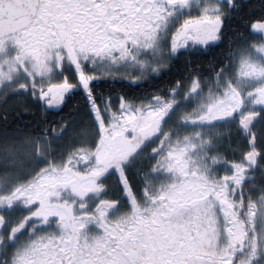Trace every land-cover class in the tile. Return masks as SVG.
Returning <instances> with one entry per match:
<instances>
[{
  "label": "snow or ice",
  "instance_id": "obj_1",
  "mask_svg": "<svg viewBox=\"0 0 264 264\" xmlns=\"http://www.w3.org/2000/svg\"><path fill=\"white\" fill-rule=\"evenodd\" d=\"M0 264H264V0H0Z\"/></svg>",
  "mask_w": 264,
  "mask_h": 264
},
{
  "label": "trees",
  "instance_id": "obj_2",
  "mask_svg": "<svg viewBox=\"0 0 264 264\" xmlns=\"http://www.w3.org/2000/svg\"><path fill=\"white\" fill-rule=\"evenodd\" d=\"M117 87H120L119 85ZM71 103V102H70ZM25 107V105H21L20 107H15L11 109V114L19 113L25 120L29 119H37L39 118V112L36 111L35 113H25L22 111V109Z\"/></svg>",
  "mask_w": 264,
  "mask_h": 264
},
{
  "label": "rangeland",
  "instance_id": "obj_3",
  "mask_svg": "<svg viewBox=\"0 0 264 264\" xmlns=\"http://www.w3.org/2000/svg\"><path fill=\"white\" fill-rule=\"evenodd\" d=\"M9 104L11 106V109L12 108H15V107H20L21 105H27L29 104L28 101H20V100H16V101H9Z\"/></svg>",
  "mask_w": 264,
  "mask_h": 264
}]
</instances>
